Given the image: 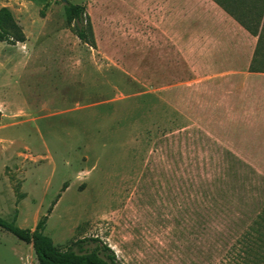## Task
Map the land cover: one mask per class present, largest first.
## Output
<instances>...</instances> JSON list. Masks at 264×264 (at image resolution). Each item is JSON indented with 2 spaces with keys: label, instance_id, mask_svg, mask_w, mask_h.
<instances>
[{
  "label": "rangeland",
  "instance_id": "374dc122",
  "mask_svg": "<svg viewBox=\"0 0 264 264\" xmlns=\"http://www.w3.org/2000/svg\"><path fill=\"white\" fill-rule=\"evenodd\" d=\"M66 1L86 6L93 46L61 0H0L24 33L0 40V217L33 229L47 214L56 246L97 237L118 264H231L264 171L183 120L193 93L154 72L146 0ZM0 264L37 261L0 228Z\"/></svg>",
  "mask_w": 264,
  "mask_h": 264
},
{
  "label": "crops",
  "instance_id": "0c3cea01",
  "mask_svg": "<svg viewBox=\"0 0 264 264\" xmlns=\"http://www.w3.org/2000/svg\"><path fill=\"white\" fill-rule=\"evenodd\" d=\"M145 11L154 72L170 89L193 93L183 120L264 171V63L251 68L264 57V0H146Z\"/></svg>",
  "mask_w": 264,
  "mask_h": 264
},
{
  "label": "trees",
  "instance_id": "16d2710c",
  "mask_svg": "<svg viewBox=\"0 0 264 264\" xmlns=\"http://www.w3.org/2000/svg\"><path fill=\"white\" fill-rule=\"evenodd\" d=\"M66 22L71 26L72 32L83 43L93 46L94 39L92 25L86 6L80 3L65 2L63 5ZM39 14L44 15L42 7ZM245 27L252 33L256 30ZM264 30V27H262ZM259 34V44L260 37ZM0 40L9 43L24 40L21 27L14 20L11 12L6 7L0 8ZM264 63V57L253 58L251 68L256 67V62ZM1 118V111H0ZM67 184L64 182L62 189ZM54 201L48 207L50 212ZM47 214L43 215L35 224L33 229L20 227L12 220L0 217V228L11 233L16 238L31 244L37 264H118L113 249L102 239L91 237L90 239H78L72 241L66 248L56 246L52 239L43 233ZM93 241V244L85 248L83 242ZM231 264H264V203L251 221L242 229L234 239L230 248Z\"/></svg>",
  "mask_w": 264,
  "mask_h": 264
},
{
  "label": "water",
  "instance_id": "95a60500",
  "mask_svg": "<svg viewBox=\"0 0 264 264\" xmlns=\"http://www.w3.org/2000/svg\"><path fill=\"white\" fill-rule=\"evenodd\" d=\"M62 2H66V0H61Z\"/></svg>",
  "mask_w": 264,
  "mask_h": 264
}]
</instances>
